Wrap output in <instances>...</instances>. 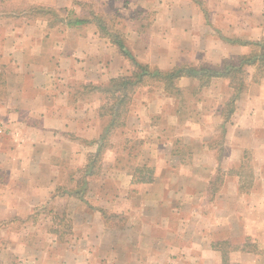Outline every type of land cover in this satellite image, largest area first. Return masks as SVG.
<instances>
[{
  "label": "crops",
  "instance_id": "0c3cea01",
  "mask_svg": "<svg viewBox=\"0 0 264 264\" xmlns=\"http://www.w3.org/2000/svg\"><path fill=\"white\" fill-rule=\"evenodd\" d=\"M194 1L0 0V233H45L61 252L55 264H97V254L133 255L136 264H220L213 243L223 240L246 244L247 251L230 252L240 264H264L257 249L264 247V79L225 119L221 108L232 93L225 79L199 87L180 77L181 91L226 88L198 123L181 120L177 96L163 82H146L108 139L105 175L72 180L107 121L100 88L129 69L97 17L110 20L138 61L160 69L219 65L264 36V0H205L206 24ZM132 141L137 155L128 153ZM146 169L153 179L135 180ZM101 209L117 220L107 224ZM57 222L71 224L61 230ZM63 233L72 234L62 240ZM31 245L17 241L25 263L45 264Z\"/></svg>",
  "mask_w": 264,
  "mask_h": 264
},
{
  "label": "trees",
  "instance_id": "16d2710c",
  "mask_svg": "<svg viewBox=\"0 0 264 264\" xmlns=\"http://www.w3.org/2000/svg\"><path fill=\"white\" fill-rule=\"evenodd\" d=\"M110 20L105 17H97L95 22L99 29L112 40L119 53L129 61V69L126 74L111 77L103 87L100 88L102 93V102L99 107V115L107 119L103 131L98 139V148L94 153L87 156L86 164L83 168L77 169L72 180L77 179V183L82 185L86 183L89 176L98 174L102 163V155L106 149L108 139L112 132L124 125L128 112L129 104L137 89L148 81L163 82L166 92L172 95H179L181 89L177 87L176 81L183 76L195 78L198 86H207L213 78H222L227 81L232 93L224 102L221 108V114L226 119L234 109L235 101L248 89V82L245 75L247 68L255 67L257 69V78L253 77L254 82H259V76L264 75V36L256 41H244L251 49L248 53L237 57L225 58L219 65L215 66H195L188 63H181L168 69L151 67L148 63L140 62L134 54L125 45L123 34L109 30ZM83 19H76L75 24L83 23ZM235 42V39H228ZM236 59V60H235ZM136 177V174L134 175ZM153 179L151 169H146L145 174L137 175L135 180L140 182H149ZM79 180V181H78ZM83 189L74 191L75 195L82 197ZM103 217L107 212L101 209ZM243 245H231L229 241H217L213 247L220 252V264H240L238 258H231L230 252L233 250L247 251Z\"/></svg>",
  "mask_w": 264,
  "mask_h": 264
},
{
  "label": "rangeland",
  "instance_id": "374dc122",
  "mask_svg": "<svg viewBox=\"0 0 264 264\" xmlns=\"http://www.w3.org/2000/svg\"><path fill=\"white\" fill-rule=\"evenodd\" d=\"M194 2L198 5V7L201 11L202 22H204L205 24L209 23L210 15H209V12L207 11V8L205 5V0H195ZM167 5H170V4H167ZM135 9H136L135 10L136 12H135L134 16L137 15L138 11H139V10H137V8H135ZM145 11H147L148 14H146ZM151 12H152L151 10H142V11H140V14H142L144 17H150L152 15ZM137 16H140V15H137ZM210 33L213 34L212 32H210ZM207 34H209V33H207ZM149 66L152 67V65H149ZM244 77L246 78V80L248 82V86L253 85L254 83H256L253 81V77L257 78V69L255 67L247 68V70H245ZM259 78H260V80L262 79V81H263L264 75L259 76ZM223 92L221 93V86L219 87V85L214 86L213 88H211L209 90L199 91L198 93H197L196 89H182L181 93L179 95H177V99L179 101V112H180L181 120H189V121H192V123L197 121V123H198L199 121L202 120V116L205 114V112H209L210 107L208 109V105H210L212 101L217 100L216 97H218V98L225 97V93H226L225 87H224ZM247 93H248V90L246 92H244L241 96H243L244 94H247ZM200 114H202V116L199 117ZM118 134H120V131H118L117 135ZM132 136H134V133L132 134ZM134 141H132L130 143L131 148L128 151V153L130 155H137V152L139 150V143L134 142ZM179 145L182 149L181 154L186 155L189 152L190 148L187 147L185 144H182V142H180ZM122 158H123V160L126 158L125 151L123 153ZM185 158H186V156H184V160H185ZM251 163L252 162H250V164L245 165L246 167H245L244 171H246V172L244 173V175L247 174L248 172L251 173L253 171L254 166L251 165ZM107 168H108L107 163L102 162L100 169L98 171V174L93 175V177L97 178V177L104 176L106 171H107ZM218 168L221 169L220 167H218ZM79 180L81 181V179H79ZM245 180H246V178L244 177V181ZM75 181H77V179ZM79 182H78V184H80ZM60 213H62V212L60 211L59 214ZM106 215L107 216L105 217V220H106L107 224H109L112 220L116 219V218L112 217V213H110V212H107ZM7 224L11 227H17V226L21 225L18 221H12L11 223L8 222ZM70 224H71L70 222H68V223L67 222L55 223L57 229H61V230L69 229ZM0 227H1V224H0ZM61 227H63V229ZM70 234H72V233H63L62 238H60V239L63 240L65 237L69 236ZM47 236L48 235H46L45 233H0V264H27V263H25V260H26V256H28V254H26V252L23 251L21 248L17 247V241H19V240L22 243L33 244V246L31 245L33 248H35L36 250L43 251L44 253H42L39 256L43 257V261L45 264H55V263H51L54 259H56L58 262H60L61 261V258H60L61 252H59L60 250L58 248L53 249L50 246L49 238H47ZM69 241H70V239H68V242ZM54 242H55V240H54ZM56 243L58 245L61 244L59 242H56ZM58 245H57V247H61ZM140 248L136 251V256L138 259L141 256L144 257V254L141 253ZM257 249L263 250L264 247H263V245L257 244ZM104 256H106L107 258ZM94 257H96V259H94V260L96 262H98L97 264H109V262L112 264H115V263L116 264H136L134 262V260H132L133 255H129V260H127L125 258V255L122 254L120 256V259H117L116 261H114V258H112L109 254H107V255L97 254ZM232 257H233V255H232ZM50 259H52V260H50ZM113 262H115V263H113Z\"/></svg>",
  "mask_w": 264,
  "mask_h": 264
}]
</instances>
